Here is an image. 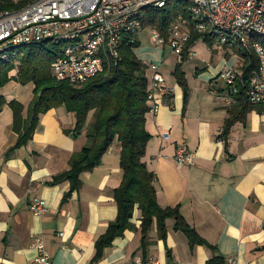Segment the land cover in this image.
<instances>
[{"label": "crops", "instance_id": "crops-1", "mask_svg": "<svg viewBox=\"0 0 264 264\" xmlns=\"http://www.w3.org/2000/svg\"><path fill=\"white\" fill-rule=\"evenodd\" d=\"M207 47L195 43L194 56L183 64L186 104L182 88L163 75L170 93L160 100L157 114L146 115L151 140L143 161L155 174L158 204L179 207L188 226L215 252L202 245L192 249L187 236L174 229V220H168L166 239L158 237L154 225L144 255L136 210L133 229L106 248L96 264H130L137 257L158 264H207L214 256L227 264H264V113L253 111L245 125L235 124L225 149L219 136L230 107L220 74L225 67L241 70L242 61L232 48ZM164 52L154 47L138 59L162 67ZM34 89L12 81L0 96L7 103L19 102L27 121ZM13 121L5 106L0 112V264H31L36 237L43 239L53 264H91L97 240L118 213L114 192L123 180L120 143L114 141L97 169L80 176L82 188L63 202L69 183L46 182L70 169L72 156L87 144L85 132L78 139L66 134L75 127L74 115L64 107L53 109L40 117L32 140L6 158L19 139ZM165 134L167 141L162 140ZM179 146L195 154L193 166L175 164ZM34 198L43 200L45 214L31 213Z\"/></svg>", "mask_w": 264, "mask_h": 264}, {"label": "trees", "instance_id": "trees-1", "mask_svg": "<svg viewBox=\"0 0 264 264\" xmlns=\"http://www.w3.org/2000/svg\"><path fill=\"white\" fill-rule=\"evenodd\" d=\"M179 0H170L165 8H148L142 18V28L151 27L168 43L169 28L179 15L188 17ZM15 8L10 0H0V12ZM202 40L208 47H212L213 40L197 31L191 32L190 41L185 52L173 71L176 83L184 92V103L189 97V88L183 71V64L187 50ZM257 41L251 39V44ZM264 45V42H262ZM140 43L129 44L124 38L120 47V62L110 72H104L81 87H74L68 82L56 81L51 72V65L58 57L57 48L50 44L27 47L15 53L11 51L7 57L0 58V89L14 81L23 86L33 84L34 99L30 107L28 120L23 118L24 107L17 101L7 103L0 96V112L9 106L13 112V128L19 134L17 144L8 151V158L15 150L25 146L32 140L40 117L49 111L64 107L75 117V127L71 132H65L74 139H78L83 132L86 134L87 144L70 160V169L46 182L48 186L69 183V191L63 202L82 188L80 176L93 172L101 163L103 156L110 149L114 141L121 145L120 168L123 180L114 192L118 213L104 235L96 242V255L91 264H96L103 257L104 250L125 232L133 229L131 220L138 210L141 216V248L145 253L150 240V232L154 225L157 227L158 237L166 239L167 221L174 220V229L184 233L193 249L197 245L206 246L215 252V248L188 226L180 213L179 207L162 208L157 201L155 187L156 177L143 161L146 156L151 136L146 130V115L148 114V77L147 64L141 62L135 54ZM242 61L241 71L246 86H240L235 95V103L228 110V117L224 123L219 139L224 142L225 149L231 128L237 124H246L249 113L255 111L264 113V105L251 104L247 97V83L252 74L257 72L259 61L253 51L242 52L232 48ZM16 72V75H12ZM92 121L88 123L89 117ZM264 250V247L262 248ZM145 255V254H144ZM143 260H146L142 258ZM207 264H227L221 256H214Z\"/></svg>", "mask_w": 264, "mask_h": 264}, {"label": "built area", "instance_id": "built-area-1", "mask_svg": "<svg viewBox=\"0 0 264 264\" xmlns=\"http://www.w3.org/2000/svg\"><path fill=\"white\" fill-rule=\"evenodd\" d=\"M170 0H10L15 8L0 12V58L11 51L50 44L58 57L51 65L53 78L81 87L120 62L124 38L129 44L139 42L142 18L148 8H165ZM188 17L179 15L169 28L168 43L152 29L154 45L169 48L179 61L197 31L213 40L212 48L253 49L259 68L247 83L251 104L264 105V0H179ZM255 38L253 44L251 39ZM194 56L187 50L186 58ZM148 114L159 112L160 100L169 96V88L156 63L147 64ZM228 88L226 104L232 107L240 86H246L241 71L225 67L220 74ZM168 135L162 140L167 141ZM195 154L185 146L177 147V166H193ZM34 216L46 213L43 200L34 198L29 204ZM37 256L31 264H53L43 239L32 243ZM130 264H158L135 258ZM230 264H235L233 260Z\"/></svg>", "mask_w": 264, "mask_h": 264}, {"label": "rangeland", "instance_id": "rangeland-1", "mask_svg": "<svg viewBox=\"0 0 264 264\" xmlns=\"http://www.w3.org/2000/svg\"><path fill=\"white\" fill-rule=\"evenodd\" d=\"M200 42V44H204V47H207V45L202 41H198ZM139 43L140 46L139 48L135 49V54L137 55L138 58H141L140 55L142 53H146L147 50H150L151 48L156 47L154 45V40H153V33H152V29L151 27L148 28H144L140 34H139ZM208 48V47H207ZM26 48H19V49H15L14 52L17 53L19 51H23ZM162 50H164L165 52V58L164 61L162 63V67H161V71L162 74L165 76V78L167 79V81L169 82H176L174 76H173V71L176 67L177 64V59L176 56L174 54L171 53V50L167 47V48H162ZM204 50V49H203ZM12 75H16V72H13Z\"/></svg>", "mask_w": 264, "mask_h": 264}]
</instances>
